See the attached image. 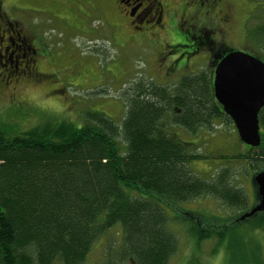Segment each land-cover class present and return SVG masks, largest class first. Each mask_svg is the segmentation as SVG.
<instances>
[{"label": "trees", "instance_id": "1", "mask_svg": "<svg viewBox=\"0 0 264 264\" xmlns=\"http://www.w3.org/2000/svg\"><path fill=\"white\" fill-rule=\"evenodd\" d=\"M138 86L126 93L120 123L92 113L83 123L53 120L12 135L0 128V264H84L114 228L120 246L110 254L121 262L168 264L180 248L174 224L187 227L197 246L215 239L213 254L223 251L227 264H264V211L240 220L255 201L225 164L246 159L252 180L264 170V107L260 146L221 155L209 179L190 168L206 157L204 147L181 140L174 127L196 135L216 119L232 121L210 73ZM201 197L241 215L210 219L184 206ZM199 260L193 254L185 264Z\"/></svg>", "mask_w": 264, "mask_h": 264}, {"label": "rangeland", "instance_id": "2", "mask_svg": "<svg viewBox=\"0 0 264 264\" xmlns=\"http://www.w3.org/2000/svg\"><path fill=\"white\" fill-rule=\"evenodd\" d=\"M188 1L163 0L169 11L167 24L146 39L121 29L119 18L110 14V4L102 0H3V13L17 21L37 45L39 65L44 71L40 73L45 76L25 78L20 72L6 83L0 79V128L12 135L53 120L83 123L85 114L92 113L107 115L120 123L127 111L128 90L139 87L141 82L173 86L184 76H180L182 71L188 70L161 77L169 63L158 60V56L168 51V44L188 41L187 36L203 26L218 27L220 17L191 15ZM185 11L188 15L184 20ZM233 25L224 33H215L214 38L225 41L232 50L245 51L264 61V0L241 2ZM194 58L199 62L193 64L194 69L191 66L190 72L209 69V51H201ZM181 65H185L184 60ZM174 131L181 140L204 147L196 152L206 157L190 163V168L204 178L210 179L221 170V155L244 153L250 147L240 140L234 123L225 117L216 119L212 130L196 135L181 126H175ZM232 161L225 164L238 175V184L244 186L251 203L255 201L254 206L257 191L251 179L253 170L246 159ZM184 206L210 219L240 214L215 197H201ZM174 226L180 232V248L168 264H185L193 254L199 257L200 264H227L223 251L213 254L215 239L197 246L187 227ZM117 232L114 228L105 234L84 264H132L110 254L120 246ZM259 238L264 243V233Z\"/></svg>", "mask_w": 264, "mask_h": 264}, {"label": "flooded vegetation", "instance_id": "3", "mask_svg": "<svg viewBox=\"0 0 264 264\" xmlns=\"http://www.w3.org/2000/svg\"><path fill=\"white\" fill-rule=\"evenodd\" d=\"M110 4V14L119 18V27L133 35H140L146 39L152 38V34L158 33L167 24L169 14L168 8L164 5L163 0H102ZM244 0H190L188 1L191 15H207L214 18L220 17L218 27L214 28L203 26L198 32L190 33L187 36L188 41L168 44V51H163L158 60H168L169 65L163 69L162 78H167L171 74L181 72L187 75L191 66L199 60L195 55L201 51H209L210 67L207 71L211 75L213 82L214 71L217 63L232 49L225 41L214 38L215 33H224L230 28H234L235 16L239 13V5ZM3 0H0V79L4 83L10 81L13 75L21 72L22 77L45 76L41 74L39 65V52L37 45L31 36L27 35L20 27L17 21H12L3 13ZM181 13L180 18H186ZM192 47V50L189 48ZM188 49V50H186ZM218 52L214 55L213 51ZM226 51L222 54V51ZM182 60L185 65L182 66ZM195 67H193L194 69ZM44 72V71H43ZM183 77V76H182Z\"/></svg>", "mask_w": 264, "mask_h": 264}, {"label": "water", "instance_id": "4", "mask_svg": "<svg viewBox=\"0 0 264 264\" xmlns=\"http://www.w3.org/2000/svg\"><path fill=\"white\" fill-rule=\"evenodd\" d=\"M213 90L216 100L233 121L240 140L251 147L261 144L259 114L264 107V61L245 51L232 50L217 63ZM256 204L240 216L251 218L264 211V170L256 173Z\"/></svg>", "mask_w": 264, "mask_h": 264}]
</instances>
